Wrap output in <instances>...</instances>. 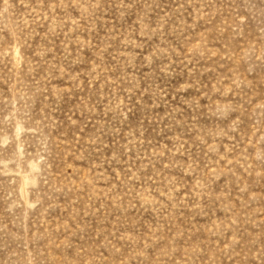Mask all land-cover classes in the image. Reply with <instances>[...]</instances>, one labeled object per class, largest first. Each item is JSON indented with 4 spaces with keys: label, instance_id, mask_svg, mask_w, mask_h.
<instances>
[{
    "label": "rangeland",
    "instance_id": "obj_1",
    "mask_svg": "<svg viewBox=\"0 0 264 264\" xmlns=\"http://www.w3.org/2000/svg\"><path fill=\"white\" fill-rule=\"evenodd\" d=\"M0 264H264V0H0Z\"/></svg>",
    "mask_w": 264,
    "mask_h": 264
}]
</instances>
